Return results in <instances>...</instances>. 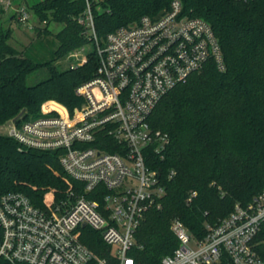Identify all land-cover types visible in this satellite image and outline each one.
Instances as JSON below:
<instances>
[{"label":"trees","instance_id":"1","mask_svg":"<svg viewBox=\"0 0 264 264\" xmlns=\"http://www.w3.org/2000/svg\"><path fill=\"white\" fill-rule=\"evenodd\" d=\"M171 1L26 3V9L44 25L34 27V40L21 49L10 43L11 30L0 26V125L21 110H25L21 119L37 118L47 101L70 111L81 104L75 88L93 77L98 64L90 31L78 21L87 5L95 34L103 38L142 16L160 14ZM179 1L183 14L201 18L212 28L224 70L206 63L200 72L164 95L149 117L151 127L169 138L161 155H153L150 163L165 193L160 208L148 210L136 229L128 253L134 264H160L162 257L172 254L178 247L172 221L181 222L192 238L203 239L207 227L229 216L236 204L243 206L264 191V0ZM11 19H16L15 14ZM51 22L63 26L53 33L48 28ZM90 42L93 47L83 63L63 70L54 66V61ZM41 66L48 68V77L28 86L26 76ZM0 187L26 195L45 211L70 191H79L55 153L20 150L19 144L4 134H0ZM79 239L97 256L109 257L110 248L98 232L81 228ZM253 242L264 262V222ZM218 264L231 263L223 253Z\"/></svg>","mask_w":264,"mask_h":264},{"label":"built area","instance_id":"2","mask_svg":"<svg viewBox=\"0 0 264 264\" xmlns=\"http://www.w3.org/2000/svg\"><path fill=\"white\" fill-rule=\"evenodd\" d=\"M14 4L0 0V8L27 24L31 13ZM78 21L88 27L98 59L93 77L75 88L81 104L70 111L61 104L44 109L43 103L37 118L8 121L5 135L20 150L55 153L79 191L45 211L26 195L0 187V264H134L128 253L136 229L148 210L160 208L165 193L150 163L169 138L151 127L149 117L164 95L206 63L224 70L212 28L183 14L179 0L103 38L95 34L88 5ZM262 222L264 191L236 204L229 216L207 227L203 239L192 238L174 220L178 247L160 264H218L223 253L231 264H264L253 242ZM84 227L100 234L109 257L80 242Z\"/></svg>","mask_w":264,"mask_h":264},{"label":"rangeland","instance_id":"3","mask_svg":"<svg viewBox=\"0 0 264 264\" xmlns=\"http://www.w3.org/2000/svg\"><path fill=\"white\" fill-rule=\"evenodd\" d=\"M36 0H14V5H26V3H31ZM13 5V6H14ZM12 13V12H11ZM10 11H4L0 10V26L5 29L9 28L11 30V39L10 43L14 45L15 47L21 49L22 46L29 44L31 41L34 40L35 37V28H30V25L34 26H43L41 23L37 21V19L30 14V17L28 19L27 24H21L20 22L17 21V19H11L10 20ZM62 24L60 23H54L51 22L48 25V28L54 33L59 31L62 28ZM50 39V38H49ZM92 43H87L79 48L73 49L69 51L65 56L62 58L57 59L56 61L53 62L54 66L59 69L63 70L67 68L69 65H72L74 63H78L84 56L92 50ZM49 75L48 68L46 66H41L35 71L29 73L26 76V84L28 86H32L44 79H46ZM59 104V103H58ZM41 110V108H40ZM8 122L5 123L4 125H0V134L6 133V128H7Z\"/></svg>","mask_w":264,"mask_h":264},{"label":"crops","instance_id":"4","mask_svg":"<svg viewBox=\"0 0 264 264\" xmlns=\"http://www.w3.org/2000/svg\"><path fill=\"white\" fill-rule=\"evenodd\" d=\"M12 12V10L10 11V14L12 15L13 13H11ZM10 16V15H9ZM45 105H44V109H47V108H45V106L46 105H50L49 107H56V104H58L57 102H55V101H47V102H45L44 103ZM58 107V106H57ZM59 108V107H58Z\"/></svg>","mask_w":264,"mask_h":264},{"label":"water","instance_id":"5","mask_svg":"<svg viewBox=\"0 0 264 264\" xmlns=\"http://www.w3.org/2000/svg\"><path fill=\"white\" fill-rule=\"evenodd\" d=\"M24 112H25V110H21L19 113H18V115H16L12 120H13V122H17L20 118H21V116L24 114Z\"/></svg>","mask_w":264,"mask_h":264}]
</instances>
